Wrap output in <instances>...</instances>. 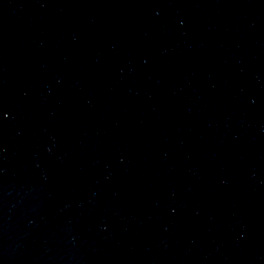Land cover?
Wrapping results in <instances>:
<instances>
[{
  "label": "water",
  "instance_id": "water-1",
  "mask_svg": "<svg viewBox=\"0 0 264 264\" xmlns=\"http://www.w3.org/2000/svg\"><path fill=\"white\" fill-rule=\"evenodd\" d=\"M0 264H264V0H0Z\"/></svg>",
  "mask_w": 264,
  "mask_h": 264
}]
</instances>
